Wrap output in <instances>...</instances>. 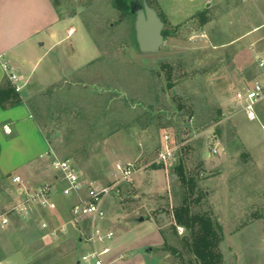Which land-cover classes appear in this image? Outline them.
Returning a JSON list of instances; mask_svg holds the SVG:
<instances>
[{
	"label": "rangeland",
	"instance_id": "obj_1",
	"mask_svg": "<svg viewBox=\"0 0 264 264\" xmlns=\"http://www.w3.org/2000/svg\"><path fill=\"white\" fill-rule=\"evenodd\" d=\"M54 1L62 31L34 71L21 72L17 139L0 129V214L18 198L5 178L21 174L18 167L46 149L69 159L83 178L106 185L117 162L135 161L143 169L134 181L115 184L104 202L109 217L117 223L127 216L124 207L142 213L118 225V234L130 237L151 223L137 218H153L166 235V244L154 248V262L182 264L169 236L178 237L174 242L188 260L182 244L188 232L171 223L184 196L176 174L184 161L201 197L194 211L211 212L224 228L223 264H264V99L255 121L235 99L261 77L256 56L264 55V0H153L166 35L161 50L149 54L139 50L135 16L115 0ZM166 136L176 160L153 164ZM214 149L218 153L207 157ZM48 166L49 159L25 178L49 183ZM63 186L54 193L58 209L45 215L59 224L70 220L75 201L62 194ZM11 218L8 230L0 229V264L81 261L85 245L78 237L86 236V221H79L83 231L67 250L71 229L53 238L32 218Z\"/></svg>",
	"mask_w": 264,
	"mask_h": 264
},
{
	"label": "crops",
	"instance_id": "obj_2",
	"mask_svg": "<svg viewBox=\"0 0 264 264\" xmlns=\"http://www.w3.org/2000/svg\"><path fill=\"white\" fill-rule=\"evenodd\" d=\"M164 11L169 15L166 10ZM169 18H171L170 15ZM62 25L63 21L61 14L54 0H0V87H2L7 80L10 81L8 78L9 72L4 69L3 65L5 63L8 64L11 67V71L22 81L24 75L21 72L27 67H31L33 72L40 62V59L53 49V41H55V38L61 33ZM11 83L15 87V84L13 82ZM21 87L19 93L22 100L25 98L22 95L25 84L21 85ZM17 109V104H8L4 107L0 103V129L7 136L15 134L16 139L17 121L19 120L17 119ZM47 144L51 149V144L49 142ZM44 152L39 153V159L28 161L19 166L18 169H20L22 173L16 175L22 176L27 187L31 190L43 184L55 185L57 189L55 192L56 195L60 191L59 186L61 184L56 182V174L51 168L48 150L46 149ZM206 156L208 157V153H206ZM48 159V171H50L51 174V181L49 183L35 185L25 178V175L34 170L40 171V165L43 161H47ZM11 176L12 175L7 176L5 180L7 179L10 182ZM54 197L53 195L52 200L55 205L53 209H37L33 214L23 217L28 219L32 218L36 222H39V228L44 232L45 229L42 228V223L44 221H48L52 227L66 225L67 231L70 229L73 231V235L71 234L70 236H66L65 233V236L68 238V241H65L68 250L69 245L73 244L71 239L74 236L78 237L83 231L82 225L72 216L71 206L73 202L69 207L70 220L67 223L59 224L56 220L45 217L46 213L58 209ZM121 210H126L127 216H118L116 218L118 222L116 223L109 217L110 215L106 209L108 217L105 226L106 228L113 229L115 233L117 232L112 244V251L107 256L108 264H163L155 263L152 258L154 248L166 244V235L163 233V227L153 218L145 215L144 221H139V218H137L136 221H139L142 225V222H146V219H150L151 223L146 227L138 228L136 236L133 235L130 237L127 236V233L123 234L124 232L118 234V225L128 219L127 217L130 214L137 212L128 207L121 208ZM135 215L139 216L142 215V213L137 212ZM12 224L13 219L11 225ZM46 231L49 234L48 230ZM177 238V236H173L172 238L169 236V240L170 242L172 241V243L176 241ZM78 240L84 243V254L87 253L90 250V246L84 241L83 237L79 236ZM122 255L123 257L121 258ZM78 264H82V261H79Z\"/></svg>",
	"mask_w": 264,
	"mask_h": 264
},
{
	"label": "built area",
	"instance_id": "obj_3",
	"mask_svg": "<svg viewBox=\"0 0 264 264\" xmlns=\"http://www.w3.org/2000/svg\"><path fill=\"white\" fill-rule=\"evenodd\" d=\"M256 63L261 77L255 79L245 88L239 89L235 94V99L242 104V109L251 121L259 119L256 106L264 99V55H257ZM3 67L9 72L8 78L15 84L16 90L20 91L22 88L19 84L20 78L11 71L8 64L5 63ZM262 130L264 132V124H262ZM169 140L170 137L166 136L167 145L159 152L153 164L161 165L176 160L177 148L171 146L168 143ZM217 153V149L208 152L209 156ZM48 155L50 156L51 168L56 174V182L64 184L61 189L62 194L75 198L71 206L73 218L77 221L84 220L87 223L86 236L83 238L90 246V250L82 256L81 261L84 264H108L107 256L112 251L115 231L105 226L107 211L104 202L112 196L115 184L132 183L143 167L135 161H119L112 172V184L106 185L96 180L83 178L69 159H61L51 151ZM11 181L15 186V193L18 198L9 210L0 214L1 230H8L12 223V214L28 216L37 209L50 210L54 208L52 196L57 190L55 185L43 184L31 190L20 175H14ZM42 228L48 230L53 238L58 237L59 232H67L66 225L52 227L48 221L42 223Z\"/></svg>",
	"mask_w": 264,
	"mask_h": 264
},
{
	"label": "trees",
	"instance_id": "obj_4",
	"mask_svg": "<svg viewBox=\"0 0 264 264\" xmlns=\"http://www.w3.org/2000/svg\"><path fill=\"white\" fill-rule=\"evenodd\" d=\"M130 1L115 0V5L122 12L131 14ZM148 1L151 6L154 5L153 0ZM201 16L202 24H206L208 18L205 14ZM162 19L166 24V19ZM164 33L166 35V31ZM18 102H21L20 93L7 80L0 87V103L5 107L8 104L15 105ZM176 174L185 190L182 203L172 211V224L174 229L183 227L187 230L188 234L182 238V244L187 248L191 257L185 260L184 254L175 242L170 248L175 254H178L183 262L182 264H223V254L220 251V244L225 237L223 226L214 219L211 212L194 211V205L200 203L201 197L197 196L195 192L196 180L188 175L184 161L176 167ZM204 195L206 196V194Z\"/></svg>",
	"mask_w": 264,
	"mask_h": 264
},
{
	"label": "water",
	"instance_id": "obj_5",
	"mask_svg": "<svg viewBox=\"0 0 264 264\" xmlns=\"http://www.w3.org/2000/svg\"><path fill=\"white\" fill-rule=\"evenodd\" d=\"M130 12L135 16V36L140 52H159L165 41V23L158 11L148 0H131ZM139 221H144V217Z\"/></svg>",
	"mask_w": 264,
	"mask_h": 264
}]
</instances>
